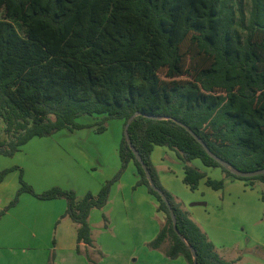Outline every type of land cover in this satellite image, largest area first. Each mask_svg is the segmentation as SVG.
<instances>
[{"label":"trees","instance_id":"trees-1","mask_svg":"<svg viewBox=\"0 0 264 264\" xmlns=\"http://www.w3.org/2000/svg\"><path fill=\"white\" fill-rule=\"evenodd\" d=\"M0 13V121L5 124L0 154L14 156L31 139L66 128L98 125L104 131L111 118L126 126L141 111L129 134L175 212L178 232L170 206L151 185L125 132L120 170L98 193L82 198L58 185L36 191L19 166L1 170L0 182L14 169L21 173L20 187L0 209V218L22 193L65 198L63 217L77 224L78 243L93 245L90 213L107 204L112 185L133 161L139 184L167 215L150 246L157 249L168 240L171 258L232 264L162 184L151 154L155 145L175 150L192 190L206 176L192 164L196 158L251 186L264 184V173L241 176L223 166L180 123L235 168H264V0H0ZM88 115L102 119L78 121ZM206 182L215 189L224 185L211 177Z\"/></svg>","mask_w":264,"mask_h":264},{"label":"crops","instance_id":"crops-1","mask_svg":"<svg viewBox=\"0 0 264 264\" xmlns=\"http://www.w3.org/2000/svg\"><path fill=\"white\" fill-rule=\"evenodd\" d=\"M120 121L117 136L106 146L113 149L114 158L109 170L110 175L107 178L115 174L121 166L119 146L122 134H124L125 122L123 119ZM82 123H91V121L86 120ZM80 130H90L98 137H103L107 133V129L99 131L98 125L86 126ZM22 150L23 147L20 151ZM151 159L159 172L162 184L180 202H183L184 188H190V186L184 182V163L177 152L165 145H155ZM195 166L206 173L199 184L206 188L220 190L229 183H240L244 187H253L245 180L226 176L219 167L208 166L203 162H196ZM82 173L79 185H75L78 196L82 198L88 192L98 193L106 178L92 175L90 167H83ZM208 177L224 180L223 187L215 189L209 186L206 182ZM139 179L140 175L135 163L129 162L121 178L113 185L105 207L103 209L94 208L91 211L89 222L92 228L93 245L78 243L77 224L70 218L63 217L67 208V201L64 198L40 199L32 194L23 193L19 202L9 208L0 218V264H69L68 262L75 264L78 260L87 261L88 254L95 256L100 264L107 261L117 264L121 259L136 264H150L146 262L155 261V259L156 264H189L183 256L177 258H171L167 254L159 256L157 254L153 258L150 256L151 249L146 244H150L158 235L167 215L158 208L159 202L149 192L148 187L145 184H139ZM30 180L34 183L35 179ZM14 181L15 183L12 182L13 188L15 186L18 188L19 182ZM7 183L6 178L0 182V187H2L0 191ZM12 193L14 192L7 193L3 199L0 197V209H3L13 199L15 195ZM117 195H119V201L116 198ZM206 204H208L206 199L199 198L190 201L187 206L185 203L183 205L191 213V217L203 225L201 228L208 235L202 223L207 218V214L199 207V205ZM104 214H107L110 219L108 227L103 222ZM121 235L127 242H114ZM236 243L238 242L233 244ZM215 246L221 257L232 261V264H238L241 257L236 253H228L225 250L228 247L226 243L216 242ZM165 247L164 250L167 248ZM140 248L145 249L144 253L139 254ZM123 251L129 252L130 256H121L119 252Z\"/></svg>","mask_w":264,"mask_h":264},{"label":"rangeland","instance_id":"rangeland-1","mask_svg":"<svg viewBox=\"0 0 264 264\" xmlns=\"http://www.w3.org/2000/svg\"><path fill=\"white\" fill-rule=\"evenodd\" d=\"M1 16L2 14L0 13ZM101 119L102 117L88 115L79 117L78 121L90 120L91 123H94L101 121ZM120 119L111 118L106 122L107 133L103 137L94 135L90 130L81 131V128L74 129L72 132L66 128L49 136L35 137L23 146L22 151L17 152L14 156L0 155V171L9 167L19 166L23 169V178L38 192L56 185L65 189H75V185H79L81 176H83V167H90L92 175L100 178L104 177L106 182L114 178L121 168L120 166L115 174L107 178L110 175L109 170L113 165L114 158L113 149L106 146L117 136L121 124ZM4 125L3 120H1V130L4 129ZM2 134L6 136L3 131ZM196 162L201 163L202 161L199 158L192 160V164L195 165ZM20 173V169H14L5 177L8 183L3 185V189L0 191L1 199L7 193L14 192L12 194L16 195L20 187ZM30 179H35L33 180L34 183ZM14 180L19 182L18 188H15L16 186L13 188L12 182L15 183ZM261 191L264 193V185L260 181H257L252 188L244 187L240 183H229L220 190L199 185L195 190L184 188L183 195L185 198H183L182 203L187 206L194 199H206L208 204L199 205V207L204 209L207 214V218L202 223L205 225L204 227L210 240L214 244L216 242L226 243L228 247L225 250L228 253H236L241 257L238 264H264V199ZM116 198L119 201V195ZM109 221L108 215L104 214L103 222L106 227L110 225L108 224ZM196 222L203 228L202 224L198 221ZM123 240L121 235L114 242H127ZM169 242L168 240L165 241L163 246L157 249L151 247L150 244H146L151 249V252L148 251L150 256L153 258L157 254L158 256L165 255L164 246L168 247ZM234 242L238 243L233 244ZM144 251L145 249L140 248L139 254L144 253ZM119 254L121 256H130L127 251L119 252ZM68 263L71 264L70 262ZM146 263L156 264L157 261L155 259V261ZM75 264L100 263L96 261L95 256L88 254L87 261L78 260ZM104 264L113 263L107 261ZM117 264L136 263L121 259Z\"/></svg>","mask_w":264,"mask_h":264},{"label":"water","instance_id":"water-1","mask_svg":"<svg viewBox=\"0 0 264 264\" xmlns=\"http://www.w3.org/2000/svg\"><path fill=\"white\" fill-rule=\"evenodd\" d=\"M139 114H144L143 112L141 111H137L135 112V114L132 116V118L129 119L127 125L125 126V135H126V138L128 140V143L131 147V149L134 151L137 159L141 162V164L143 165L145 171H146V174H147V177H148V180L150 181L151 185L158 191L160 192V194L162 195V197L167 201L168 205L170 206V203L166 197V195L164 194V192L159 189L154 180H153V176L151 174V171L149 170L148 166L146 165L145 161L143 160L141 154L139 153V151L137 150V148L135 147V145L133 144L132 140H131V137H130V134H129V125L131 123V121L133 120V118ZM149 117H152V118H164L163 116H155V115H151V114H148ZM182 125L186 126L188 128L189 131H191V133L204 145V147L206 148V150L208 151V153L214 158L216 159L217 161H219L223 166L231 169L232 171H234L235 173H237L238 175H241V176H255V175H258V174H261V173H264V168L263 169H259V170H252V171H244V170H239L237 168H235L233 165H231L229 162H227L225 159H223L222 157L218 156L215 152H213L211 150V148L205 143V141L199 137L197 135V133L195 131H193L190 127H188L186 124H184L183 122H180ZM170 209H171V216H172V220H173V223H174V227L176 229V231L178 232V229H177V218H176V215H175V212L173 211V209L171 208L170 206ZM191 250H192V253H193V256H194V259L195 261L197 262V252L195 250V248L193 246H191Z\"/></svg>","mask_w":264,"mask_h":264}]
</instances>
